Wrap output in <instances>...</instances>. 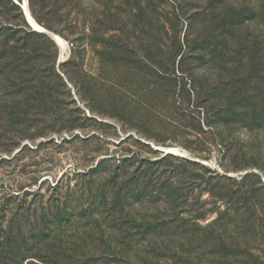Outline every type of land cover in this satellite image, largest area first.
<instances>
[{
	"label": "rangeland",
	"instance_id": "374dc122",
	"mask_svg": "<svg viewBox=\"0 0 264 264\" xmlns=\"http://www.w3.org/2000/svg\"><path fill=\"white\" fill-rule=\"evenodd\" d=\"M207 2L0 0V234L11 222L12 234L41 238L23 245L20 264H130L149 244L144 223L167 215L168 186L205 213L181 210L179 233L182 220L203 231L227 208L264 214V123L227 106L233 80L209 53L176 50ZM211 176L239 191L235 201L257 197L258 211L213 202Z\"/></svg>",
	"mask_w": 264,
	"mask_h": 264
},
{
	"label": "trees",
	"instance_id": "16d2710c",
	"mask_svg": "<svg viewBox=\"0 0 264 264\" xmlns=\"http://www.w3.org/2000/svg\"><path fill=\"white\" fill-rule=\"evenodd\" d=\"M225 1L208 0L202 11L194 12L189 17L184 38L176 44V50L183 55L187 51L209 53L216 64L230 74V80H233L229 93L226 95L227 106L229 108L243 106L246 108L242 113L243 119L245 118L253 125L264 123V0H259L257 8L249 9L246 6L228 7ZM35 2L36 0H30L32 8ZM244 14H248L249 17ZM254 20H258V25L261 27L256 34L249 30ZM255 69L257 70L254 71ZM233 110L230 111L231 114L236 113ZM229 120L232 121L231 116L228 117ZM224 178L217 176L209 178L210 186H208L213 202L224 200L229 203L234 202L238 208H245V212H248V209L258 211L261 201L257 197L252 199L253 205H250L248 200L251 196H246L245 191L244 196H240L239 201H235L239 191L225 190L221 184ZM226 178L240 184L248 177L246 174L241 180ZM163 185L164 183L161 188ZM194 186L195 183L191 182L188 188ZM166 189L168 195L166 194L165 210L166 217H169H163L159 221L156 217L144 223L151 229L148 235L150 236L149 244L133 250V255H130V264H264V249L260 247L261 243L264 244V235L262 236L260 231L257 233L251 231L254 225L264 229V214L250 215L248 212L236 217L231 215L227 208L226 212L219 213L218 217L210 221L203 231L193 226L196 224L188 227V221L186 223L182 220L184 223L179 233L176 231L179 226L174 223L179 221L181 210H196L195 218H200L205 213L202 212V206L193 208L192 203L188 205V198L184 194H179L177 188L172 190V187L168 186ZM251 193L256 194V189H253ZM241 202L243 206L239 205ZM151 215L158 216L157 213ZM157 222L161 223L157 224ZM163 225H171V227L163 231L156 229ZM3 232L6 234L0 235L5 242L0 241V244L8 246L9 253H7L12 258L5 264H20L23 245L28 241L37 243L41 241V238H36L35 235L25 236L21 228L15 235L12 234L11 222L8 232L6 229ZM177 235L182 237L180 244L171 245V242L177 239ZM259 235L262 237L258 238ZM258 239L261 241L257 244ZM14 240L15 243H11ZM12 249L20 252L19 257Z\"/></svg>",
	"mask_w": 264,
	"mask_h": 264
},
{
	"label": "bare ground",
	"instance_id": "6f19581e",
	"mask_svg": "<svg viewBox=\"0 0 264 264\" xmlns=\"http://www.w3.org/2000/svg\"><path fill=\"white\" fill-rule=\"evenodd\" d=\"M25 5H27V2H25ZM27 7H28V5H27ZM24 10H25V12H26V17H27V19H28V21H29V18H28V15H31V13H30V9H29V7L28 8H26L25 6H24ZM24 12V13H25ZM28 14V15H27ZM32 16V15H31ZM33 17V16H32ZM29 23H30V21H29ZM31 24V23H30ZM48 34V33H47ZM49 35V34H48ZM57 44H59L57 41H56V39L52 36V35H49ZM60 43H61V45H62V47L65 45V43L60 39Z\"/></svg>",
	"mask_w": 264,
	"mask_h": 264
},
{
	"label": "water",
	"instance_id": "95a60500",
	"mask_svg": "<svg viewBox=\"0 0 264 264\" xmlns=\"http://www.w3.org/2000/svg\"><path fill=\"white\" fill-rule=\"evenodd\" d=\"M20 4V3H19ZM21 5V7L23 8V10H24V4H20ZM24 12H25V10H24ZM25 14H26V12H25Z\"/></svg>",
	"mask_w": 264,
	"mask_h": 264
}]
</instances>
